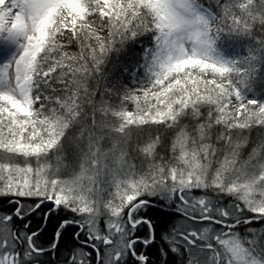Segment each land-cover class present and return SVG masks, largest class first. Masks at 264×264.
Returning a JSON list of instances; mask_svg holds the SVG:
<instances>
[{
  "label": "snow or ice",
  "instance_id": "6c2138e0",
  "mask_svg": "<svg viewBox=\"0 0 264 264\" xmlns=\"http://www.w3.org/2000/svg\"><path fill=\"white\" fill-rule=\"evenodd\" d=\"M0 264H264V0H0Z\"/></svg>",
  "mask_w": 264,
  "mask_h": 264
}]
</instances>
